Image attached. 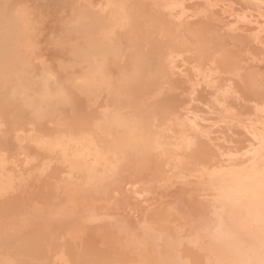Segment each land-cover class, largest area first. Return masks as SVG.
<instances>
[{
	"label": "bare ground",
	"instance_id": "1",
	"mask_svg": "<svg viewBox=\"0 0 264 264\" xmlns=\"http://www.w3.org/2000/svg\"><path fill=\"white\" fill-rule=\"evenodd\" d=\"M262 259L264 0H0V264Z\"/></svg>",
	"mask_w": 264,
	"mask_h": 264
},
{
	"label": "snow or ice",
	"instance_id": "2",
	"mask_svg": "<svg viewBox=\"0 0 264 264\" xmlns=\"http://www.w3.org/2000/svg\"><path fill=\"white\" fill-rule=\"evenodd\" d=\"M260 264H264V259L261 260Z\"/></svg>",
	"mask_w": 264,
	"mask_h": 264
},
{
	"label": "rangeland",
	"instance_id": "3",
	"mask_svg": "<svg viewBox=\"0 0 264 264\" xmlns=\"http://www.w3.org/2000/svg\"><path fill=\"white\" fill-rule=\"evenodd\" d=\"M43 2H44V1H43ZM43 4H44V3H43ZM49 4H50V2H49ZM52 5H53V4H52ZM44 6L46 7V6H48V5H44ZM44 6H43V7H44ZM50 6H51V5H50ZM53 6H54V5H53ZM55 6H56V5H55Z\"/></svg>",
	"mask_w": 264,
	"mask_h": 264
}]
</instances>
